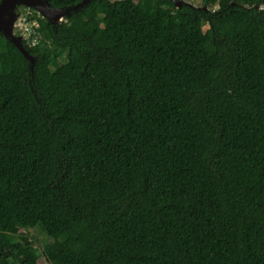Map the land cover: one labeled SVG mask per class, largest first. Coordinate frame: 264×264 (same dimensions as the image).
<instances>
[{
  "label": "trees",
  "instance_id": "obj_1",
  "mask_svg": "<svg viewBox=\"0 0 264 264\" xmlns=\"http://www.w3.org/2000/svg\"><path fill=\"white\" fill-rule=\"evenodd\" d=\"M175 1L0 36V264H264V0Z\"/></svg>",
  "mask_w": 264,
  "mask_h": 264
},
{
  "label": "water",
  "instance_id": "obj_2",
  "mask_svg": "<svg viewBox=\"0 0 264 264\" xmlns=\"http://www.w3.org/2000/svg\"><path fill=\"white\" fill-rule=\"evenodd\" d=\"M93 0H83L72 8L57 9L51 6L50 0H0V36H4L15 45L30 64V71L34 74L36 58L25 48L24 41L28 39L22 31V19L29 11L41 15L45 21L53 26L61 24L65 19L88 6ZM176 6L184 5L198 9L195 5L183 0L175 1ZM258 8V7H257Z\"/></svg>",
  "mask_w": 264,
  "mask_h": 264
},
{
  "label": "rangeland",
  "instance_id": "obj_3",
  "mask_svg": "<svg viewBox=\"0 0 264 264\" xmlns=\"http://www.w3.org/2000/svg\"><path fill=\"white\" fill-rule=\"evenodd\" d=\"M188 3H191L195 5L196 7H203V3L201 0H183ZM215 6H212V9H215ZM205 29H208L209 26L207 24H204ZM26 233V232H25ZM28 235V238L32 241V243L40 248V250H43L45 246L51 244V240L44 236V234L39 230H31L30 232L26 233Z\"/></svg>",
  "mask_w": 264,
  "mask_h": 264
},
{
  "label": "built area",
  "instance_id": "obj_4",
  "mask_svg": "<svg viewBox=\"0 0 264 264\" xmlns=\"http://www.w3.org/2000/svg\"><path fill=\"white\" fill-rule=\"evenodd\" d=\"M33 16L32 12H28L22 19V31L27 35L28 40L31 38V36L34 34V39L32 40V44L36 45L39 42V36H40V24L38 18L33 17L31 19L30 16Z\"/></svg>",
  "mask_w": 264,
  "mask_h": 264
},
{
  "label": "clouds",
  "instance_id": "obj_5",
  "mask_svg": "<svg viewBox=\"0 0 264 264\" xmlns=\"http://www.w3.org/2000/svg\"><path fill=\"white\" fill-rule=\"evenodd\" d=\"M29 12H32L33 13V15H36L37 17L38 16H40L42 19H43V17L41 16V15H39V14H37V13H35L34 11H29ZM28 13V12H27ZM44 20V19H43Z\"/></svg>",
  "mask_w": 264,
  "mask_h": 264
}]
</instances>
